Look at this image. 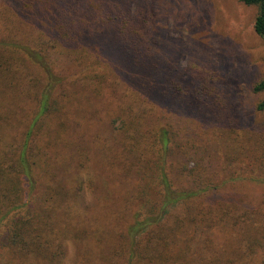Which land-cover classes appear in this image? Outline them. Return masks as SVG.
<instances>
[{"label": "trees", "instance_id": "16d2710c", "mask_svg": "<svg viewBox=\"0 0 264 264\" xmlns=\"http://www.w3.org/2000/svg\"><path fill=\"white\" fill-rule=\"evenodd\" d=\"M241 1L257 6L254 30L264 39V0ZM104 5L88 19L78 18L74 4L76 16L59 19L54 38L18 37L0 27V83L29 106L16 144L0 150V224L8 223L10 264H66L68 240L78 246V264H264V206L242 196L212 198L223 186L201 160L190 167L171 159L177 149L193 158L201 148L194 138L179 141L158 94L202 109V76L187 83L181 73L163 83L154 78L160 64L151 31H140L128 3L98 7ZM105 23L117 27L121 48L141 72L142 79L126 81L131 91L124 94L99 36ZM54 53L74 68L63 69ZM151 79L142 89L131 85ZM108 89L118 98L106 135L93 130L105 110L97 115L92 99ZM254 90L263 94L257 110L264 112V76Z\"/></svg>", "mask_w": 264, "mask_h": 264}, {"label": "rangeland", "instance_id": "374dc122", "mask_svg": "<svg viewBox=\"0 0 264 264\" xmlns=\"http://www.w3.org/2000/svg\"><path fill=\"white\" fill-rule=\"evenodd\" d=\"M30 1L0 0V27H8V31H15L18 37L24 34L30 39H49L56 36L59 19L76 16L73 13L76 12L74 4L81 10L78 18L84 15L88 19L97 18L107 8L106 5L104 9L98 7L99 3L105 4L107 0ZM108 2L111 5L128 3L140 31H151L154 53L160 64L154 78L163 83L167 81V75L178 76L181 73L187 83L194 75L202 76V109L189 108L182 100H172L163 93L158 94L159 111L163 118L172 119L179 141L187 145L193 142L187 141L194 138L199 145L198 150L201 148L202 151V154L200 151L190 158L184 153L185 150L177 149L171 159L188 163L190 167L201 160L202 165L214 173V178L223 186L212 198L220 196L219 193L233 198L242 196L264 206V168L257 162L264 153V112L257 110L263 94L254 90L255 83L264 76V39L254 30L257 6L247 5L241 0ZM99 27L105 52L113 56L111 63L115 64L122 76L123 83L119 85L122 94L130 92V83L127 86L126 81L131 76L142 79L141 72L134 67L126 50L121 48L117 27L113 23ZM53 56L61 61L63 69L74 68L65 55L54 53ZM160 72L163 74L161 79ZM151 82L152 79L141 82L134 80L131 85L142 89ZM11 90L0 83V150L3 147L8 149L12 142L16 144L14 137L24 128L21 117L29 107L23 94L14 97ZM116 98L118 95L108 89L104 97L92 99L94 110L100 113L97 115H102L105 110L104 116L94 124V131L110 134L112 116L107 113L115 106ZM12 109H15L14 113H11ZM73 131H77L76 128ZM8 154L10 156L12 153ZM96 165L97 161L94 163ZM136 179V176L130 178L126 189ZM19 180L22 198L30 203L28 179L21 175ZM117 185L120 189L124 188L118 182ZM42 190L38 187L35 196L40 197ZM91 198L92 195L88 194V202ZM7 236L8 223L3 221L0 224V264L13 261L6 247ZM77 250L78 246L68 240L66 264H78Z\"/></svg>", "mask_w": 264, "mask_h": 264}]
</instances>
